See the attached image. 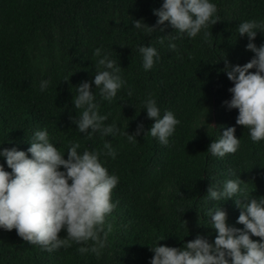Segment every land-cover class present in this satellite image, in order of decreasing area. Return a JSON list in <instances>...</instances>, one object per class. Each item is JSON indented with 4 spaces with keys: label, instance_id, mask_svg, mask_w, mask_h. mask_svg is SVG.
Returning a JSON list of instances; mask_svg holds the SVG:
<instances>
[{
    "label": "trees",
    "instance_id": "16d2710c",
    "mask_svg": "<svg viewBox=\"0 0 264 264\" xmlns=\"http://www.w3.org/2000/svg\"><path fill=\"white\" fill-rule=\"evenodd\" d=\"M210 2L220 20L189 38L168 22L163 32L133 26L140 19L154 25L158 17L153 9L163 0H0V148L27 153L34 133L46 130L65 159L68 148L79 143L78 152H99L108 173L119 178L111 193L116 207L100 233L101 239L105 232L107 238L99 258L78 251L91 248V240L49 252L23 240L15 229H0V264H150V246L157 242L183 247L197 234L213 242L209 209L218 206L226 211L229 226L243 229L234 199L264 198V140L253 142L249 129L236 124L238 109L222 103L231 99L228 89L233 86L223 58L243 65L255 55L246 50L248 38L239 36L238 27L251 20L264 24V0ZM205 31L212 33L211 45L204 40ZM256 33L253 43L259 47L264 31ZM148 45L158 56L146 70L139 47ZM96 48L101 57L94 55ZM104 54L121 67L119 75L126 83L111 102L94 84L90 90L99 114L108 115L104 124L115 122L119 132L81 133L70 119L81 112L73 104L76 86L94 79ZM43 80L49 83L41 91ZM150 93L161 118L171 111L180 122L166 146L146 131L154 123L144 109ZM140 123L146 132L129 142L125 131L135 133ZM230 126L240 140L238 150L223 158L212 156L209 144ZM106 141L117 153L114 159L104 154ZM0 165L11 172L3 156ZM228 179H240L241 191L233 198L210 200L208 187L222 186ZM59 236L66 238V230Z\"/></svg>",
    "mask_w": 264,
    "mask_h": 264
},
{
    "label": "clouds",
    "instance_id": "9594fccd",
    "mask_svg": "<svg viewBox=\"0 0 264 264\" xmlns=\"http://www.w3.org/2000/svg\"><path fill=\"white\" fill-rule=\"evenodd\" d=\"M153 13L158 17L154 25L142 23L140 19L134 20L133 26L145 28L148 33L155 30L163 32L165 22H168L178 33L194 38L202 29L220 20L215 15L217 6L210 0H163L161 7L153 9ZM257 29L264 31V24L255 20L244 21L238 27L239 36L246 35L248 38L246 50L255 54L248 62L232 65L226 57L223 58L224 71L233 86L228 89L231 99L222 103L228 109H238L236 124L249 129L253 142L264 140V43L259 47L253 43ZM211 35L204 32V40L210 45L213 43L209 40ZM159 42L163 43V39ZM169 48L175 50L176 45L171 43ZM139 52L143 56V67L151 69L154 57L158 56L156 48L140 46ZM94 55L101 57V49L96 48ZM96 67L91 82L86 80L76 86L78 95L73 104L81 112L78 117L70 119L81 133L91 129L92 133L100 132L102 136L115 135L119 128L115 122L104 124L108 115L99 114L90 89L94 84L101 97L111 102L126 82L119 75L121 67L108 54L97 61ZM48 83L47 80L41 81V91ZM127 95L131 97L130 89ZM144 109L147 117L154 120L146 131L166 146L179 120L171 111H165L161 118L151 93L145 100ZM146 131L140 123L135 133L125 131L124 134L129 142H136V136ZM221 133L218 140H212L207 150L212 156L223 158L236 153L240 140L234 134V126L224 128ZM79 148V143H73L65 159L63 153L49 142L46 130L34 133L27 149L30 157L16 147L0 148V156L5 158L11 169V172L6 171L0 165V229H15L23 240L49 252L61 246L69 247L71 242L86 244L91 240L94 242L91 248L80 247L78 251L81 254L91 251L99 258L107 238L106 232L104 239L100 238V233L104 232L106 216L116 207L111 202V193L119 178L108 173L99 159V152L85 149L80 153L77 151ZM104 149L107 150L105 155L115 158L117 153L110 142L104 143ZM61 166L64 170H60ZM240 191V179H228L222 186L210 185L207 189L213 201L233 198ZM234 203L240 209L237 223L242 224L243 229L229 226L226 223L227 213L220 206L214 211L210 208L211 227L216 232L213 242L200 234L188 240L183 247H170L157 242L150 246L153 252L150 264H264V198L242 196L234 199ZM62 229L66 230V238L63 239L59 236ZM108 231H111L110 224ZM251 236L260 239L253 240Z\"/></svg>",
    "mask_w": 264,
    "mask_h": 264
}]
</instances>
